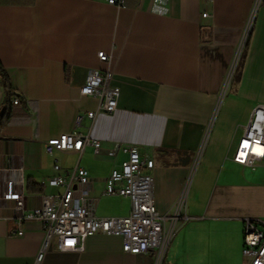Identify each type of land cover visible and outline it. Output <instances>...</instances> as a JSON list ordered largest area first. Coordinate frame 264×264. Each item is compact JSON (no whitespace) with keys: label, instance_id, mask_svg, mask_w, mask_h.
Returning <instances> with one entry per match:
<instances>
[{"label":"crops","instance_id":"1","mask_svg":"<svg viewBox=\"0 0 264 264\" xmlns=\"http://www.w3.org/2000/svg\"><path fill=\"white\" fill-rule=\"evenodd\" d=\"M250 17L240 84L225 89ZM99 52L112 57L110 84L118 96L111 114L102 112L98 98L80 94L89 72L104 69ZM0 63L21 100L6 104L0 84V264H33L44 240L38 221L25 222L21 236L11 235L17 211L4 199L10 183L31 210L44 195L62 191L46 185L48 178L83 168L93 181L95 216L128 215L126 198L103 195L110 170L126 159L122 145L153 160L160 214L171 209L198 160L186 190L187 221L161 262L248 264L241 253L243 223L252 219L264 229V160L252 171L232 159L253 110L264 105L260 0H123V6L0 0ZM75 128L99 149L44 152L48 139ZM27 179L42 192H27ZM107 200L118 205L98 211ZM121 248L120 237L95 234L82 250L52 245L41 264H154L153 251L131 255Z\"/></svg>","mask_w":264,"mask_h":264},{"label":"built area","instance_id":"2","mask_svg":"<svg viewBox=\"0 0 264 264\" xmlns=\"http://www.w3.org/2000/svg\"><path fill=\"white\" fill-rule=\"evenodd\" d=\"M107 3L123 6V0H107ZM206 16V13L202 14V17ZM250 20L251 17L237 49L231 73L227 76L225 89L230 83L247 39ZM97 57L104 65V69L89 72L85 84L80 88V94L98 98L102 112L111 114L116 109L118 96V89L110 84L112 57L105 52H99ZM12 104L20 105L21 100L13 98ZM30 114L33 115V112ZM94 115L95 113H88L87 118L92 119ZM85 145H90L95 152L100 147L98 141H90L75 128L70 133H62L48 139L43 148L46 154L52 155L54 152L80 153ZM119 148L126 155V159L118 167L110 170L104 181L103 195L126 198L130 205L126 216H95L92 202L89 201L93 181L83 168L76 167L64 171V176L48 178L45 181L46 185L53 188L61 187L62 191L44 195L40 206L31 210L25 208L23 195L14 192L10 183L4 199L14 201L17 211L15 220L17 229L11 235L21 236L22 226L27 221H38L42 225L44 240L33 264H41L45 253L52 245L61 251L82 250L84 241L95 234L120 237L124 253L138 255L153 251L154 264H160L171 239L187 221L186 187L168 212L158 213L152 194L153 160L141 156L134 145H122ZM263 160L264 105H259L253 110L244 128L232 161L253 171ZM53 169H60L56 161ZM242 232V256L248 260V264H264V229L259 227L257 221L246 219Z\"/></svg>","mask_w":264,"mask_h":264},{"label":"trees","instance_id":"3","mask_svg":"<svg viewBox=\"0 0 264 264\" xmlns=\"http://www.w3.org/2000/svg\"><path fill=\"white\" fill-rule=\"evenodd\" d=\"M260 5L264 7V0H260ZM248 52V38L246 39L242 51L239 55L238 61L236 63V66L233 70V74L229 83V89L235 90L241 81V75L245 64V59ZM0 84L2 86L3 92H4V102L6 104L12 103L13 98L17 97V94L14 92L13 88L11 87V83L8 77L7 72L3 68V66L0 63ZM3 122L0 118V128L2 126ZM25 188L27 192H35V193H41L42 192V186L37 185L34 183L31 179H27L25 183ZM161 264H165L161 262Z\"/></svg>","mask_w":264,"mask_h":264},{"label":"rangeland","instance_id":"4","mask_svg":"<svg viewBox=\"0 0 264 264\" xmlns=\"http://www.w3.org/2000/svg\"><path fill=\"white\" fill-rule=\"evenodd\" d=\"M198 164V160H195L194 163H193V169H192V173L189 175V178H188V181H187V185H186V189L185 190H188L189 189V186L191 184V180L193 178V170L195 169V167L197 166ZM118 201H115V200H107V201H103L99 204L98 206V211H101V210H105L107 209L108 207H110V205H118L117 204Z\"/></svg>","mask_w":264,"mask_h":264}]
</instances>
